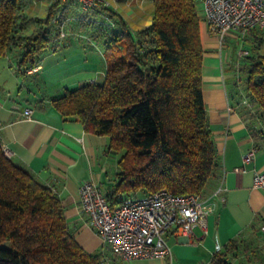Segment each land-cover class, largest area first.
Segmentation results:
<instances>
[{"label":"trees","instance_id":"trees-1","mask_svg":"<svg viewBox=\"0 0 264 264\" xmlns=\"http://www.w3.org/2000/svg\"><path fill=\"white\" fill-rule=\"evenodd\" d=\"M19 1L0 0V55L15 48L22 72L35 66L45 49L61 45L54 40L52 21L60 0L24 36L19 34ZM152 5L150 24L133 33L117 13L102 7L113 12L115 24L102 41V80L91 79L50 98L63 118L108 136L106 150L118 155L114 183L105 193L111 207L137 192L161 188L201 196L221 166L201 89L204 49L195 0H152ZM243 58L242 65H234L233 87L245 93L249 104L239 111L259 122L257 132L264 134V54L248 52ZM237 93L230 96L238 100ZM241 246L229 240L210 264H235L231 257ZM0 264H104L100 252H88L75 240L57 193L6 156L1 142ZM257 264H264V256Z\"/></svg>","mask_w":264,"mask_h":264},{"label":"crops","instance_id":"crops-1","mask_svg":"<svg viewBox=\"0 0 264 264\" xmlns=\"http://www.w3.org/2000/svg\"><path fill=\"white\" fill-rule=\"evenodd\" d=\"M104 1L126 22L131 33L151 22L152 0ZM19 3L18 21L23 25L19 34L24 36L40 24L55 0ZM195 9L204 49L201 89L208 126L221 159L219 172L201 196H210L221 184L223 199L206 215L205 230L194 227L189 236L166 235L170 247L167 258L126 261L116 257L92 230L88 216L80 209L79 187L94 180L105 194L114 183L118 155L106 150L108 136L92 134L81 122L63 118L50 102L52 95L65 88L73 89L102 76L105 61L101 46L106 33L115 28V24L111 26L113 12L103 8L101 14H84L78 2H60L55 12L73 18L61 45L45 49L35 66L22 72L17 69L15 48L0 55V142L10 152L12 161L57 193L75 240L88 252H100L104 264H210L216 244L224 249L231 239L241 244L264 239V189L252 185L254 171L264 169V134L257 132L259 122L250 121L239 111L237 98L229 97L237 77L234 59L209 32L202 0H195ZM80 17L91 22L75 20ZM54 31L55 28L52 35ZM255 33L247 32L244 40L253 41ZM228 36L235 37L232 33ZM37 76L42 78L49 95L37 92ZM251 148L255 149L252 160L243 163V156ZM241 167L244 171L235 170Z\"/></svg>","mask_w":264,"mask_h":264},{"label":"built area","instance_id":"built-area-1","mask_svg":"<svg viewBox=\"0 0 264 264\" xmlns=\"http://www.w3.org/2000/svg\"><path fill=\"white\" fill-rule=\"evenodd\" d=\"M67 1L70 0H60L62 3ZM73 1L79 3L84 14H101L100 9L109 4L104 0ZM202 3L208 30L220 46L231 33L244 36L251 30L264 29V0H202ZM59 16L60 13H56L52 21L56 22ZM65 34L62 27L57 26L54 40L62 41ZM247 54L248 50H239L238 58ZM241 102L249 104L247 97ZM2 148L10 157L7 148L4 145ZM254 154V148L248 150L243 163L250 162ZM235 170L244 171V168ZM252 185L264 189V169L254 171ZM222 190L220 184L210 196L203 198L194 193L175 195L161 188L138 197L128 196L111 207L99 183L88 180L79 187V203L81 211L88 216L89 226L116 257L126 261L167 258L170 247L166 235L189 236L194 227L205 230L206 215L215 209L217 201L223 199ZM221 250L222 246L216 244L214 253Z\"/></svg>","mask_w":264,"mask_h":264},{"label":"rangeland","instance_id":"rangeland-1","mask_svg":"<svg viewBox=\"0 0 264 264\" xmlns=\"http://www.w3.org/2000/svg\"><path fill=\"white\" fill-rule=\"evenodd\" d=\"M54 16H55V14L53 15V17ZM71 20H73V18L70 19V17L66 16V15L62 16L61 13H60L59 19L55 22V26L56 27L57 26H61L63 31L67 34L66 28H67V25L69 24V22H71ZM75 20L78 21V22H80V21H82V22L86 21L87 23L91 22V20H89L88 18L83 19L82 17H80L79 19H75ZM249 32H252V31H249ZM254 32H256L257 36H252L254 39L251 42L248 41V40H244L243 36L238 35V34H233V36L235 35V37H230V36H226L225 37V41H224L222 46H224V48L227 51L229 57L231 56L234 59V65L236 67L239 66V65H242V60L244 59V58H238V51L239 50H242V49L248 50L250 55H256L257 53L264 54V38L259 39V37H264V29L259 30V31L255 30ZM66 34H65L64 37H66ZM77 34H79V33H77ZM101 48H102V52H104V46L103 45L101 46ZM46 50H44V51H46ZM100 53H101V51H100ZM243 61H245V59ZM236 69H234L235 72H236L235 76H238ZM98 77H99L98 78L99 81L102 80V76L101 77L98 76ZM242 77L244 78V74H242ZM20 79L22 81L25 80L22 77H20ZM235 79H237V77ZM238 86H240V82L239 81H238ZM233 90L235 92H238L237 93L238 100H239L241 105H244L245 103H242L241 101L244 98H246L245 93H243L242 90L239 91V90L235 89L233 87V85H232L231 88H230L231 93H233L232 92ZM37 92L39 94H41V95H49L50 94V91L47 90V88H46L45 84L43 83L42 78H40V76H37ZM229 97H231V96H229ZM109 168H111V166ZM112 175H113V170H111V176ZM208 186H209V184H207L203 188L202 194L205 193V191L208 188ZM132 196H134V197L142 196V193L137 192L136 194H133ZM256 242L257 243L260 242L261 244H257ZM256 242L242 243L241 248L236 251L235 256L231 257L232 258L231 259L232 262H234L235 264H257L259 259H262V256H264V252H262V250H264V239H262L260 241L256 240ZM253 249H254V252L257 255L256 257H254L251 254Z\"/></svg>","mask_w":264,"mask_h":264}]
</instances>
